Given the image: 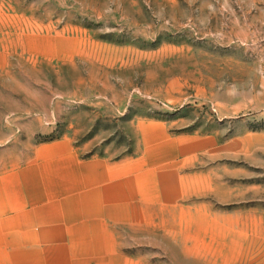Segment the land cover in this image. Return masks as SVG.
Here are the masks:
<instances>
[{"label":"rangeland","instance_id":"1","mask_svg":"<svg viewBox=\"0 0 264 264\" xmlns=\"http://www.w3.org/2000/svg\"><path fill=\"white\" fill-rule=\"evenodd\" d=\"M0 264H264V0H0Z\"/></svg>","mask_w":264,"mask_h":264}]
</instances>
